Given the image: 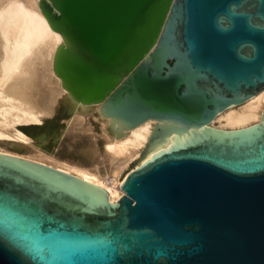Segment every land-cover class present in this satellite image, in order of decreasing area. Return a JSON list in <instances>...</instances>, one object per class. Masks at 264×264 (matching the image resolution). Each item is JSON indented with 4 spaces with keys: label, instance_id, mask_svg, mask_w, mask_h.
Here are the masks:
<instances>
[{
    "label": "water",
    "instance_id": "95a60500",
    "mask_svg": "<svg viewBox=\"0 0 264 264\" xmlns=\"http://www.w3.org/2000/svg\"><path fill=\"white\" fill-rule=\"evenodd\" d=\"M62 84L124 130L161 120L115 202L0 153V264H264L259 124L203 129L264 89V0H38ZM142 151V152H143Z\"/></svg>",
    "mask_w": 264,
    "mask_h": 264
},
{
    "label": "bare ground",
    "instance_id": "6f19581e",
    "mask_svg": "<svg viewBox=\"0 0 264 264\" xmlns=\"http://www.w3.org/2000/svg\"><path fill=\"white\" fill-rule=\"evenodd\" d=\"M0 29V83L3 81L0 85V142L20 151L32 149L36 154L33 156L34 154L10 151L1 146L0 153L34 160L78 176L104 190L107 200L113 203L120 195L121 182L129 170L174 146L176 130H171L168 137L155 139V145L143 151L150 131H153L155 124L159 125L161 120H143L140 124L124 130L123 124L117 118L102 116L101 101L84 102L69 92L53 70L56 46L65 43L64 37L50 26L38 6V0H0ZM50 54L54 78L47 71V56ZM263 91L264 89H260L241 103L229 105L226 114L220 115H227L224 125L244 127L246 121H242L255 116L258 119L253 123L259 124L264 105ZM261 92L262 96L256 97ZM251 101L255 104L251 105ZM239 105L243 106L229 110ZM61 106L69 107L76 115L81 111L85 116L91 111L102 119V122H99L109 135L106 137L104 151L101 152L98 146L100 143L96 140H88L80 147L68 143L65 151L74 156V160H59L56 152L47 155L32 143L29 134L24 131L27 127H19L39 123L43 118L41 113L53 115L60 111ZM218 117L212 118L209 125H203V129H225L212 124ZM241 117L245 118L241 121ZM72 140L74 142L75 138H71ZM134 157L137 158L135 164L125 168L127 162ZM102 170L105 174H102Z\"/></svg>",
    "mask_w": 264,
    "mask_h": 264
},
{
    "label": "rangeland",
    "instance_id": "374dc122",
    "mask_svg": "<svg viewBox=\"0 0 264 264\" xmlns=\"http://www.w3.org/2000/svg\"><path fill=\"white\" fill-rule=\"evenodd\" d=\"M14 1H19V0H14ZM47 61H48L47 62V71L54 78V75H53V72L51 69V63H50L51 54L47 56ZM2 82L0 83V85L2 84ZM263 92L258 94L256 97H258L259 95L262 96L261 94H263ZM254 100L256 101L257 99H254ZM252 102L253 101H251V105L252 104L254 105L255 102H253V103ZM245 104H247V102ZM243 105L233 106L229 110L239 109L240 106L242 107ZM59 109H60V111H58L57 113H55L53 115H51V113L48 115H46L45 113H41L40 115L43 116V118L40 120L39 123H30V124H28V126L21 125L19 127H27L24 131L27 134H29L28 136L31 138L32 143L37 145L42 151L47 153V155L50 153L52 154L53 151L56 152V154H57L56 157L57 158L59 157L58 158L59 160H61V158L64 161L65 160H74V156H72L70 153H67L65 151L68 143H73L74 147H80V146L84 145L88 140H96L97 143H100V144H98V146H99L101 152L104 151V144L106 143V140H107L106 137H109V135H108L107 131H105V129H103V127L101 126L102 123H100V122H102V119L98 118L97 114L95 115L94 113H92L90 111V112L86 113L85 116H83L84 114L81 113V111H80V112H77V115H76V114H73L74 112L72 111V109H69V107H67V106H61ZM47 116H49V117H47ZM96 116H97V118H95ZM226 116L227 115L219 116L218 118H216L212 122V124L218 128L222 127L225 129L239 128V127L243 126V125L236 126V127L235 126L234 127L225 126L224 124H225V121L227 120ZM85 117L87 118L86 120H85ZM244 118L245 117H243L240 120L242 121ZM254 118L253 117L249 118V119L245 118L242 122L245 123L244 121H246L247 124L245 123L244 125L252 124L254 121H256L258 119L257 116H255ZM249 121H252V122L248 123ZM79 124H82V125H79ZM100 128H101V130H100ZM72 129H74V130L72 131ZM78 131H79V133H78ZM89 134H90V136H89ZM72 135H73V137H72ZM95 135H98V136H95ZM86 137H87V140H86ZM71 138H75L74 142H73V140L71 141ZM100 145L101 146L103 145L102 149H101ZM0 146L5 148V149H8L10 151H15V152H19V153H25V154H29V155H33L35 153V152H33L32 149L20 151L18 149L13 148V147L5 146L1 142H0ZM35 154L33 156H35ZM43 160L47 161V159H45V158ZM136 160H137L136 157L130 159L127 162L125 168L132 167L135 164ZM48 161H50V160L48 159ZM101 172H102V174H105V172L103 170Z\"/></svg>",
    "mask_w": 264,
    "mask_h": 264
}]
</instances>
